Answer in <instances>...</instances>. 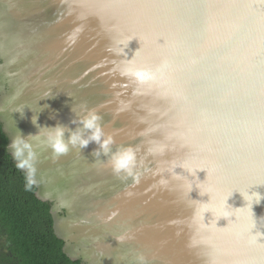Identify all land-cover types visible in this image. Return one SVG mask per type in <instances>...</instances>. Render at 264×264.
<instances>
[{
    "label": "water",
    "instance_id": "1",
    "mask_svg": "<svg viewBox=\"0 0 264 264\" xmlns=\"http://www.w3.org/2000/svg\"><path fill=\"white\" fill-rule=\"evenodd\" d=\"M134 58L169 68L140 85L115 70ZM89 109L136 149L139 183L95 142H44ZM0 125L11 157L41 132L36 195L72 261L264 264V0H0Z\"/></svg>",
    "mask_w": 264,
    "mask_h": 264
},
{
    "label": "trees",
    "instance_id": "2",
    "mask_svg": "<svg viewBox=\"0 0 264 264\" xmlns=\"http://www.w3.org/2000/svg\"><path fill=\"white\" fill-rule=\"evenodd\" d=\"M8 144L0 125V264H81L63 252L50 204L35 185L25 190L26 172L16 168Z\"/></svg>",
    "mask_w": 264,
    "mask_h": 264
},
{
    "label": "clouds",
    "instance_id": "3",
    "mask_svg": "<svg viewBox=\"0 0 264 264\" xmlns=\"http://www.w3.org/2000/svg\"><path fill=\"white\" fill-rule=\"evenodd\" d=\"M78 31L79 29H77V32ZM76 38V34L73 33L67 37V41L71 45L75 43ZM129 41L127 44H124V42L120 43V51L116 53L117 55L124 54V49L128 47ZM168 68L169 63L167 60L162 61L157 66L149 67L138 66L134 58L132 60L126 59L124 66L118 67L115 70L118 71L122 77L129 78L140 85H144L163 79ZM100 121L101 117L98 113L94 109H89L83 116L72 120L73 124L80 125L74 131L64 125H57L54 128L43 127L49 129L48 132L43 134L45 137L44 142L51 148L56 156L67 154L71 148L79 147L80 149H84L90 143L95 142L99 145V149L94 151L92 155L95 157L103 156L108 158V163L117 175L123 174L125 178H132L136 183H139L140 173L136 171L138 167L136 149L132 146H120L113 151L112 146L115 143L114 138L104 132ZM32 122L37 127L39 126L37 124V117H34ZM66 132L69 133V138L67 140L65 139ZM40 137L41 132L36 136L29 135L27 139L20 135L14 138L9 145L12 149V158L16 168L18 170L27 169L25 177L26 191H30L36 183L34 179L35 169L32 164L36 154L33 151V145L30 139H39ZM161 183H165V181L161 180ZM248 196L252 197L256 203L264 199L259 193L248 194ZM256 227L257 224L254 220L252 227L249 229L252 243H259L261 237H264V232L256 231V233L253 234V230L256 229Z\"/></svg>",
    "mask_w": 264,
    "mask_h": 264
}]
</instances>
